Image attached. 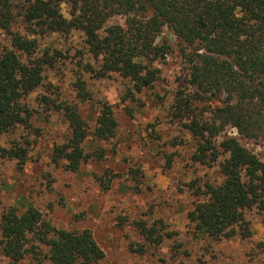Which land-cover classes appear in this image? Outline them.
<instances>
[{
    "label": "rangeland",
    "instance_id": "rangeland-1",
    "mask_svg": "<svg viewBox=\"0 0 264 264\" xmlns=\"http://www.w3.org/2000/svg\"><path fill=\"white\" fill-rule=\"evenodd\" d=\"M12 1L11 29L35 38L39 55L48 48L52 64L43 67L41 84L22 99L30 113L28 125L16 124L0 136L3 147L13 141L27 147L24 162L0 154V215L11 206L22 211L32 205L55 227L89 229L104 254L96 264H264V214L256 205L243 211L247 236H216L214 228L200 229L188 216L206 199L205 185L224 180V138L233 136L264 156L263 141L226 125L212 139L217 158L210 164L193 159L199 141L174 111L177 91L192 90L184 54L191 49L163 26L155 41H166L169 48L153 64L158 77L151 87L136 92L129 78L117 72L99 77L88 68L97 69L103 60L89 52L83 31L35 34L22 16L23 0ZM59 7L70 17L68 3ZM126 15L111 16L102 29L124 25ZM6 47L10 35L0 29V54ZM78 80L88 93L85 100L76 94ZM61 102L78 106L88 131L85 150L101 152L100 159H89L74 171L63 160L52 159L54 146L69 135L58 108ZM102 102L111 105L117 126L113 137L99 140L92 132ZM198 112L202 118L209 116L205 109ZM33 243L28 239L27 247ZM31 256L26 254L19 264H29ZM0 264H9L1 250Z\"/></svg>",
    "mask_w": 264,
    "mask_h": 264
},
{
    "label": "trees",
    "instance_id": "trees-1",
    "mask_svg": "<svg viewBox=\"0 0 264 264\" xmlns=\"http://www.w3.org/2000/svg\"><path fill=\"white\" fill-rule=\"evenodd\" d=\"M62 2L70 5L68 18L60 11ZM22 11L35 34L83 31L89 52L103 60L97 69L88 68L99 77L119 73L136 92L151 87L158 77L153 64L165 57L169 45L155 40L167 26L191 49L184 54L192 90L177 91L174 111L199 141L193 159L210 164L217 158L212 139L226 125L264 143V0H23ZM124 12V25L102 29L108 18ZM13 21V1L0 0V29L10 35V47L0 54V136L16 124L28 125L30 113L22 99L41 84L43 67L52 64L48 48L39 55L37 40L14 32ZM83 83L75 85L81 100L88 95ZM58 108L69 135L54 146L52 159L63 160L71 171L100 159L99 149L86 151L83 146L88 131L78 106L61 102ZM202 109L208 117H201ZM95 123L96 139L114 136L117 121L110 104L100 103ZM220 145L228 153L220 165L224 180L206 184V199L188 216L200 229L214 228L216 236H247L244 209L256 205L264 214V156L233 136ZM0 154L24 162L27 147L13 141L9 148L0 145ZM20 209L11 206L0 215V250L9 264H19L28 253L29 264H96L103 257L89 229L55 227L32 205ZM28 239L34 241L29 247Z\"/></svg>",
    "mask_w": 264,
    "mask_h": 264
}]
</instances>
